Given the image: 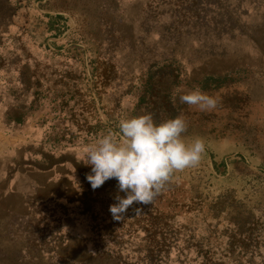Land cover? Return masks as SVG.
Listing matches in <instances>:
<instances>
[{"label":"rangeland","instance_id":"374dc122","mask_svg":"<svg viewBox=\"0 0 264 264\" xmlns=\"http://www.w3.org/2000/svg\"><path fill=\"white\" fill-rule=\"evenodd\" d=\"M0 109L23 115L0 141L40 131L62 168L60 197L0 215V264H264V0H0ZM145 114L206 151L116 220L77 154Z\"/></svg>","mask_w":264,"mask_h":264},{"label":"clouds","instance_id":"9594fccd","mask_svg":"<svg viewBox=\"0 0 264 264\" xmlns=\"http://www.w3.org/2000/svg\"><path fill=\"white\" fill-rule=\"evenodd\" d=\"M181 103L201 111L217 107L215 97L194 89L179 96ZM119 136L108 132L80 147V162L90 166L86 176L93 190L115 179L118 191L110 212L118 220L135 204L151 205L173 178V174L196 167L206 151L202 138L186 141L188 124L177 116L157 124L151 114L121 119ZM137 208L136 212L139 213Z\"/></svg>","mask_w":264,"mask_h":264},{"label":"crops","instance_id":"0c3cea01","mask_svg":"<svg viewBox=\"0 0 264 264\" xmlns=\"http://www.w3.org/2000/svg\"><path fill=\"white\" fill-rule=\"evenodd\" d=\"M8 109H0V123L4 120L14 129L23 123V115H9L12 109ZM4 132L0 128V135ZM40 137V131H34L21 141H0V215L28 213L31 206L45 205L62 195L61 179L56 175L62 168L46 164Z\"/></svg>","mask_w":264,"mask_h":264}]
</instances>
